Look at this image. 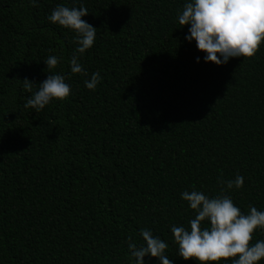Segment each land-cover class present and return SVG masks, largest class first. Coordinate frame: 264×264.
Segmentation results:
<instances>
[{"label": "trees", "instance_id": "16d2710c", "mask_svg": "<svg viewBox=\"0 0 264 264\" xmlns=\"http://www.w3.org/2000/svg\"><path fill=\"white\" fill-rule=\"evenodd\" d=\"M187 2L0 0V264H135L128 237L144 243L141 229L169 245L172 264H199L171 232L197 214L181 194L214 198L237 175L243 187L224 194L244 214L264 211V42L251 58L206 63L179 24ZM58 5L87 8L96 28L79 58L87 75L71 72L76 33L48 19ZM51 74L70 95L25 108Z\"/></svg>", "mask_w": 264, "mask_h": 264}, {"label": "clouds", "instance_id": "9594fccd", "mask_svg": "<svg viewBox=\"0 0 264 264\" xmlns=\"http://www.w3.org/2000/svg\"><path fill=\"white\" fill-rule=\"evenodd\" d=\"M29 3L36 6V0H29ZM88 13L85 7L58 5L48 17L52 23L76 33L74 43L77 47L70 60L73 74L87 75L79 58L93 46L96 38V28L82 19ZM178 20L182 26L190 25L189 35L185 39L188 42L195 40L197 49L206 53V63L222 65L230 58H251L259 50L261 42H264V0H190L178 15ZM44 63L51 70L56 68L59 59L49 56ZM100 79L99 72L93 73L90 80H85V86L95 90ZM22 82L23 88L32 93L35 83L27 78ZM70 91L64 75H47L24 107L38 112L53 100L66 99ZM218 183L221 185V194L214 198L195 189L181 194V198L197 214L189 222L190 229L175 225L171 228L179 256L185 261H198L199 264H219L229 259L232 264H258L264 259V240L254 244L252 240L257 229L264 230V211H258L250 205L249 212L244 214L224 194L233 187H243L242 176L237 175L234 180L221 179ZM203 221H209L210 226L202 228ZM140 235L144 241L142 244L128 237V250L135 264H145L146 256L158 258L160 264H172L165 255L169 247L167 243L154 236L149 229H141Z\"/></svg>", "mask_w": 264, "mask_h": 264}]
</instances>
